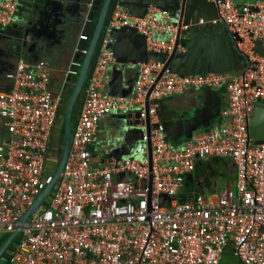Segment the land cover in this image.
<instances>
[{"label":"built area","instance_id":"1","mask_svg":"<svg viewBox=\"0 0 264 264\" xmlns=\"http://www.w3.org/2000/svg\"><path fill=\"white\" fill-rule=\"evenodd\" d=\"M17 1L0 0V28L13 21ZM208 1L218 14L210 23L224 25L246 67L180 76L148 61L140 64L131 95L110 96L103 89L115 59L102 47L83 88L60 179L2 264H223L227 254L238 264H264V141L248 136L253 104H264V1L242 12L231 0ZM194 24L205 22L183 15L172 21L155 6L135 17L116 5L106 35L131 26L145 36L148 51L170 55L185 51L177 32ZM79 63L70 61L64 84H75ZM6 77L12 88L0 92V237L16 229L50 180L48 140L64 99V92L50 90L44 59H18ZM203 88L224 92L219 119L176 146L160 122L159 102ZM110 114L126 115L142 137L132 157H105L92 166L98 123ZM214 157L233 165L232 186L215 197L196 193L180 200L196 164Z\"/></svg>","mask_w":264,"mask_h":264},{"label":"water","instance_id":"2","mask_svg":"<svg viewBox=\"0 0 264 264\" xmlns=\"http://www.w3.org/2000/svg\"><path fill=\"white\" fill-rule=\"evenodd\" d=\"M58 1L18 0L13 21L0 29V92H10L12 84L6 74L14 68L17 60L22 58L29 62L37 61L40 59V52L49 50V41L54 36H59V40H56L58 55L70 56L75 63L82 58L58 131L61 145L58 163L51 173L49 182L23 213L16 229L0 246V259L9 245L18 237L23 225L43 204L60 179L69 149L73 116L79 114L82 104L79 100L86 85V79L94 70L102 47L113 53L115 59L113 80L126 67L136 70L135 77L129 81L130 84L137 80L140 64L148 61L163 63L162 71L167 68L171 73L180 76L208 72L232 73L246 67L245 58L233 47L224 25L210 23L211 20L218 18V14L215 4L208 0H85L79 14L73 17L64 13V8ZM231 1L238 11L242 12L246 5L264 0ZM116 5L126 8L135 17H143L149 6H155L166 10L172 21L183 15L185 20L191 18L193 23L202 18L205 24L202 26L194 24L186 30H178L176 44L180 43L185 48L182 53L167 55L163 52L148 51L145 36L137 32L134 27L113 28L106 35V27L112 9ZM250 10L257 9L250 7ZM181 34L183 37H180ZM105 39L106 43H104ZM83 50H85L84 53ZM256 50L261 51L258 45ZM121 93L129 96L127 91L121 90L119 94ZM167 98L171 99V97ZM222 103V90L210 88L201 89L187 100L183 98L177 100V104L171 108L164 105L161 100L159 116L167 139L172 143H178L190 138L199 129L210 128L219 119ZM135 116L137 117L138 113H135ZM118 117L121 119L119 129L123 130L128 137L127 151L123 152L116 148L110 152L109 156L116 159L132 157L143 130L130 124L125 115L119 114ZM248 136L254 140L264 141L263 103L253 104ZM51 142L52 134L47 147ZM164 198L165 196H162V199Z\"/></svg>","mask_w":264,"mask_h":264},{"label":"crops","instance_id":"3","mask_svg":"<svg viewBox=\"0 0 264 264\" xmlns=\"http://www.w3.org/2000/svg\"><path fill=\"white\" fill-rule=\"evenodd\" d=\"M58 2H60L62 7L64 8V13L69 17H73L79 14L85 0H62ZM80 35H78V37H80ZM56 40H59V36H54L52 39H50L49 50L40 52L39 58L44 59L49 63V88L53 93L64 92V106L68 102H66V91L68 88H73L74 86L64 84L65 72L72 57L58 55V45L56 43ZM80 59L82 60V58ZM114 68L115 66L112 65L109 70V81L103 89L104 93L110 96H124V94L122 93L119 94L121 90H124L129 92V95H131L134 91L135 81H132L131 84L129 81L135 77L136 70L132 67H126L122 69V73L120 75L118 74L116 76L117 78L113 80ZM73 80L75 81V79ZM199 91L200 90H191L181 95L171 96V99H163L162 103L171 108L177 104V100H181V98L186 100L192 98V96L197 94ZM222 94L224 101L223 91ZM118 115L119 114H110L100 119L98 123L99 141L92 149V166L101 164L105 157H113L109 156L110 152L113 149L118 148L123 152L127 151L126 146L128 145V137L123 130L119 129V122L121 119L118 117ZM2 139H4V131L2 130V128H0V140ZM185 140L174 144L181 147ZM216 173H219L220 175H223V173H225L228 178L225 187L232 186L235 178V171L231 162L228 159L224 158H209L202 161L201 164H197L194 172L185 179L183 190L180 193L179 199L182 201H189L196 193H202L206 196L208 195V193H210V197H215L218 193V190L223 189L214 184V177ZM0 264H2V259H0Z\"/></svg>","mask_w":264,"mask_h":264},{"label":"flooded vegetation","instance_id":"4","mask_svg":"<svg viewBox=\"0 0 264 264\" xmlns=\"http://www.w3.org/2000/svg\"><path fill=\"white\" fill-rule=\"evenodd\" d=\"M83 98H84V95H83V92H82L81 97H80V100H79V103L82 102V99ZM61 111L62 110H60V112ZM61 124H62V116L60 114V117L56 121V124H55V126L53 128V131L51 133L52 134V142L49 145V147H47V155H46V158H47V161L48 162L59 159L61 145L59 144L58 131L60 129Z\"/></svg>","mask_w":264,"mask_h":264},{"label":"rangeland","instance_id":"5","mask_svg":"<svg viewBox=\"0 0 264 264\" xmlns=\"http://www.w3.org/2000/svg\"><path fill=\"white\" fill-rule=\"evenodd\" d=\"M54 163L55 160L49 161L50 166H53ZM214 178V184L218 185L220 188H224L226 186V181L228 180V178L225 173H223V175L216 173ZM207 196H211L210 193H208ZM223 264H238V261L234 256L227 254L223 257Z\"/></svg>","mask_w":264,"mask_h":264},{"label":"trees","instance_id":"6","mask_svg":"<svg viewBox=\"0 0 264 264\" xmlns=\"http://www.w3.org/2000/svg\"><path fill=\"white\" fill-rule=\"evenodd\" d=\"M79 62H81V59H79ZM76 79V78H75ZM71 91H72V87L68 88L67 91H66V102L68 101L69 97H70V94H71ZM66 105H64L62 108V111L60 112L61 116L63 117V113H64V108H65ZM75 119V116H73V120ZM58 163V159L55 160V163L53 164V169L55 168V166L57 165ZM52 170V169H51ZM9 236V234H3L1 237H0V246L2 245V243L7 239V237ZM19 239V236L9 245L8 249L6 252H4L3 254V259H6L8 257V252L10 250L13 249L15 243L18 241Z\"/></svg>","mask_w":264,"mask_h":264}]
</instances>
